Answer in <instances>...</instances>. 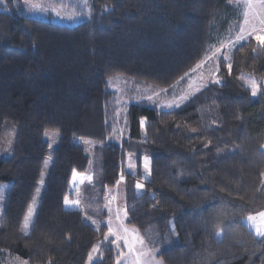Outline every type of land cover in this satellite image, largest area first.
<instances>
[{
    "label": "trees",
    "instance_id": "obj_1",
    "mask_svg": "<svg viewBox=\"0 0 264 264\" xmlns=\"http://www.w3.org/2000/svg\"><path fill=\"white\" fill-rule=\"evenodd\" d=\"M7 1L0 10V144L7 123L16 126V140L12 158H0V183L9 184L0 256L27 264H85L100 243L94 264H116L117 250L104 239L106 224L97 231L64 203L65 196L77 198L80 177L89 171L91 142L101 147L100 191L114 189L123 175L126 225L163 264H264V241L243 222L264 211V91L253 97L239 79L246 73L264 80V49L253 38L233 51L230 74L222 63L220 83L181 108L165 112L147 101L131 103L128 135L112 139L117 102L108 80L124 76L136 87L170 94L237 17L230 1L89 0V17L75 26L23 17ZM208 102L218 126L196 133ZM47 131L60 141L24 235L23 219L50 153ZM130 154L137 156V169L142 155L150 156L148 181L139 171L128 173ZM132 180L143 182L140 195L133 194ZM171 232L176 236L167 238Z\"/></svg>",
    "mask_w": 264,
    "mask_h": 264
},
{
    "label": "rangeland",
    "instance_id": "obj_2",
    "mask_svg": "<svg viewBox=\"0 0 264 264\" xmlns=\"http://www.w3.org/2000/svg\"><path fill=\"white\" fill-rule=\"evenodd\" d=\"M229 1L233 5L235 10L237 11V17H235L234 21L231 22L224 36L217 41V43L215 44L217 47L219 46V41L226 40L229 36L234 37L235 34L239 31V26L243 22L241 8L236 6L235 0H229ZM12 2H13L12 11L16 12V14H19L23 17H29V18H35V19H39L43 21L53 22V23L63 25V26H75L81 23L84 19L88 18L89 17L88 15L90 14V9L89 8L86 9L83 7L82 0H28L27 3H26V0H12ZM9 4L10 3H8L7 0H0V10H5L7 8V5ZM32 4H39L42 7L47 8L48 10L47 11L30 10V7ZM77 7L79 9H82L83 12L86 14V16L77 14L73 19H68V18H61L56 15V11H60L62 16L66 17L67 15H71L74 10L76 12V9L74 8H77ZM53 8L55 9V11H53ZM250 38L252 37H249L248 39ZM246 41L247 40L240 41L239 43L236 44V46L233 48L230 54L231 60H232L233 51L238 46L245 43ZM223 52H227V49H224ZM222 63L223 64L227 63L226 61L223 60V53L220 54L219 68H220V65H222ZM205 69H207V65H205ZM241 75H244L246 77L251 76L258 83L261 84V88L255 97H257L262 91H264V80L260 82L257 78L253 77L250 74H246V73H243ZM190 76L192 77V80H189V77H186V81L177 85L171 91L170 94L168 90L167 92H159L160 88H157V87H152V86L136 87L134 86V82L131 79L124 77V76L113 77L114 78L113 83L111 85H109L108 83V89L113 91L116 95L117 128H116L115 133L117 134L116 135L114 134L115 136H113L112 139L115 142H120L125 137V135H128L125 112H126V108L131 103L138 102V101H147L148 104L152 106L153 108H155L157 111L171 112V111L181 108L191 98H194L200 95L201 93H203L208 88V86L216 84V83L208 82L207 87H203L201 88L200 91L194 92V94H192L187 100L182 101L179 107H173V108L165 107L164 105L167 102L171 101L174 96H179L183 94L184 92L189 91L190 84H193V88H194L195 85L199 83V80L196 79L195 73H190ZM205 77L208 78L207 71H205ZM240 81L244 84V86L250 89L245 80L240 79ZM153 90H155L156 92H159V95L158 96L153 95ZM147 95H153V100L149 101L146 98ZM198 123L199 124L195 128V130H197L195 131L196 133H205V132H208L210 128L213 127L214 125L218 126L217 111L212 103L208 102L206 105H202V107L200 108V119ZM45 133L43 134V140L49 144L50 153L45 160L41 178L37 186V189L39 188V192H37V189H36V192L33 198V200L34 199L36 200V206L34 210L35 214L32 217L33 223H34L36 214L38 212L39 205L42 200L43 193L46 188L49 176L52 171L53 159H54L52 152L57 148L59 141H60V136L58 133L47 131V133L49 134L48 136H46ZM15 140H16V126L11 123H7L5 125L3 139L0 144V158H3V159L12 158L13 153H14ZM100 149L101 147H99L95 143H91V142L87 143L86 153L90 160V166H89V171L86 175H91L92 180L91 182H89L88 180H84L83 183H80L77 198L81 200V206L84 209V211L82 212L84 214V217H85V214L91 217V219H86V220L90 222V224H92L96 228L99 227L101 223L106 224L107 233H108V223L110 220L109 209H111L113 213L111 219H112L114 231L116 230L115 228L116 221H115L114 214L116 212L117 206H119L121 209H125L126 183L124 182V180H121L119 181V183L114 189L105 190L104 192L100 191L101 190L100 189V179H101V174H102V155H101ZM145 157H147L151 162L149 155H146V154L142 155L140 168L137 169V156L135 154L128 155L126 159V170L128 171V173L134 176H138L137 174L139 171L140 177L144 181H148L150 179V176L147 179H145V173H144V168H143V162H144ZM129 163L134 165V167L129 168ZM150 167H151V163H150ZM41 179H43L42 185L40 183ZM137 183L143 184V182H140V181L139 182L134 181V180L131 181V187H132L131 189L134 195L135 194L140 195V193L143 191V189L136 188ZM8 190H9L8 183H0V223L2 220L3 212H4ZM32 204H33V201L30 206H32ZM252 215H255V214H252ZM120 216L122 218L124 217L123 210L120 212ZM92 220H95L96 223L93 224ZM123 220L124 221L127 220V217L123 218ZM245 220H246V217L243 220L244 224H245ZM171 226L173 225L171 224ZM31 228L29 229V233L31 231ZM174 235L175 233L171 232L168 234L167 238H171ZM114 239L115 237L108 236V240H114ZM118 243H120L121 249L126 253L127 249L126 247H124L123 241L121 240ZM112 245L115 246L116 248L115 244H112ZM94 246H99V251L93 252L91 250L89 254L93 256V259L91 262H89L88 260L89 255H88L85 264H94L99 259L100 252H101L100 250L101 245L100 243H97ZM147 247L149 246L147 245ZM120 261H121V264H126L124 256L120 257ZM159 263L163 264L161 262ZM0 264H27V263L25 260L19 257H10V256L1 257L0 256Z\"/></svg>",
    "mask_w": 264,
    "mask_h": 264
},
{
    "label": "snow or ice",
    "instance_id": "obj_3",
    "mask_svg": "<svg viewBox=\"0 0 264 264\" xmlns=\"http://www.w3.org/2000/svg\"><path fill=\"white\" fill-rule=\"evenodd\" d=\"M28 0H26V3ZM83 7L88 9L89 2L88 0H82ZM236 6L241 8L242 10V24L239 26V31L235 34V36H229L226 40L219 41V46L216 45H209L208 48L205 50V53L200 61H198L194 67H192L189 72H186L184 76L180 77V80H183L186 76L189 77V80H192L190 73L196 74V79L199 80V83L195 85L193 88V84L189 85V91L184 92L179 96H174L173 99L167 102L164 106L167 108L179 107L182 101L187 100L194 92H198L203 87L208 86V82L219 84L220 80L217 77V73L219 72V64H220V54L223 53V60L226 61V67L228 68L229 74L231 73L232 69V62H231V52L233 48L236 46L237 43L240 41L248 40L249 37H252L257 44L260 46L261 49H264V0H235ZM30 10H38V11H47L48 9L42 7L39 4H32ZM107 10V9H106ZM53 11L55 9L53 8ZM83 14V13H80ZM56 15L61 18H68L73 19L77 13L75 10L71 15H67L66 17L62 16L60 11H56ZM224 49H227V52H223ZM256 49H253L255 51ZM205 65H207V69H205ZM205 71H207L208 78L205 77ZM241 80H245L247 82L248 87L251 90V94L255 97L258 91L261 88V84L258 83L254 78L251 76H244L241 75L239 77ZM114 78H110L108 83L111 85L113 83ZM159 92H167L166 88H162ZM159 92L153 90V95H159ZM153 95H147V99L149 101L153 100ZM143 121H141V125L143 126ZM46 136L49 134L46 132ZM51 138V137H49ZM10 143V142H9ZM150 160L145 157L143 162V168L145 173V179H147L151 175V167H150ZM134 165L129 163V168H133ZM79 176L78 173H73V182L77 181V177ZM124 177L121 175L120 180H123ZM84 180H88L91 182L92 177L91 175H86L80 177L79 182L83 183ZM41 185L43 184V179L40 181ZM144 185L137 183V189H143ZM39 192V188L37 189ZM64 203L68 208L79 210L81 212L84 211L83 207L81 206V200L76 198L75 200H69L67 196L64 198ZM35 206L36 200H33L32 206L28 208L27 214L23 219V226L21 231L27 235L29 233V229L33 225L32 217L35 214ZM123 210L124 217H127V210L121 209L117 206L115 212V228L113 230V223H112V210L109 209L110 220L108 223V233L105 235V241H108V236L115 237L114 240L108 241L111 244H115L117 248V261L116 264H121L120 257H125L126 264H157L155 251L154 248H149L145 244V240L141 237L136 230H132L129 232V229L124 226L122 220L123 218L120 216V212ZM86 219H91V217L85 214ZM92 223L95 224L96 221L92 220ZM245 224L249 227V230L258 237L261 241H264V211H260L255 215H248L245 220ZM2 223H0V227H2ZM97 231L99 228L97 227ZM216 235L219 237L221 236V232H217ZM123 241L124 247H126L127 252L125 253L121 249L119 241ZM93 252L99 251V246H94L92 249ZM93 256L89 254L88 260L91 262Z\"/></svg>",
    "mask_w": 264,
    "mask_h": 264
},
{
    "label": "crops",
    "instance_id": "obj_4",
    "mask_svg": "<svg viewBox=\"0 0 264 264\" xmlns=\"http://www.w3.org/2000/svg\"><path fill=\"white\" fill-rule=\"evenodd\" d=\"M127 186V185H126ZM125 190H126V188H125ZM126 198V197H125ZM125 203H126V199H125ZM126 221L127 220H122V222H123V224H124V226H126L128 229H129V232H131L132 230H135V229H133V228H131V227H128L127 225H126ZM137 231V230H136ZM138 232V231H137ZM138 234L141 236V234L138 232ZM142 237V236H141ZM146 244V243H145ZM146 246H147V244H146ZM155 254V257H156V252L154 253ZM156 261H157V264H160L159 262H161L160 260H158L157 259V257H156ZM162 263V262H161Z\"/></svg>",
    "mask_w": 264,
    "mask_h": 264
}]
</instances>
